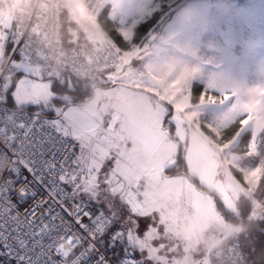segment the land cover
Here are the masks:
<instances>
[{"label": "rangeland", "instance_id": "374dc122", "mask_svg": "<svg viewBox=\"0 0 264 264\" xmlns=\"http://www.w3.org/2000/svg\"><path fill=\"white\" fill-rule=\"evenodd\" d=\"M110 1L113 5L110 11L112 19L114 17L118 21L125 15L129 19H125L128 25L126 27L134 26L144 18L151 17L160 11L163 5L171 8L155 30L147 35L142 45H132L128 51L126 50L128 54L122 70L104 73L95 81L81 82L76 78L72 80L69 76L42 80L37 68L17 60L22 70L19 66L16 67L15 80L5 102L6 106L12 110L29 109L34 114L43 115L48 123L58 117H72L78 123L94 122L103 129H106L108 119L116 111L122 115V122L113 140L122 143L128 140L127 134L121 131L122 124L127 118L134 119L141 134H151L150 129L155 125L150 119L151 115L155 112L170 113L161 104L165 101L174 110L185 115L191 127L199 130L202 127L209 129L212 136H206L214 146L232 155L231 171L232 168L236 169L242 177L241 180L234 174V177L226 175L230 180L227 181L230 184L227 188L232 202L236 204L241 199H249L253 204V211L248 217L249 223L262 219L264 217V23L263 25L256 23L257 18L264 20V0H227L224 8L216 4L215 0H204V6L209 9V24L202 31L190 36L191 48H182L179 51L184 58L183 64L176 71L167 74L155 69L167 57L176 40L173 17L179 0H148L143 6L140 2L144 0H107V6L110 5ZM65 2L68 11L65 13L63 30L68 35L77 36L78 42L89 43L91 46L88 37H93L97 47L105 46L109 36L101 30L99 19L96 23L78 0H65ZM132 15L137 17L132 18ZM11 25H13L12 16L5 8L3 0H0V59L3 54L7 52L10 54L14 46L13 40L18 35L12 32L16 29ZM1 27L10 28L11 33H7L6 30V33L1 32L3 30ZM124 34L130 35V33ZM66 48L78 50L79 47L66 46ZM246 48H249V53L245 52ZM187 65L197 66L199 71L189 72ZM125 73L132 79L131 83L135 84L136 80L139 82L136 83L139 87L147 90L157 100L143 94L130 95L124 88L113 86ZM196 82L204 86L198 103L192 101V89ZM117 94L124 96L127 102L120 103L116 98ZM169 119H173L172 115ZM235 122L241 123L239 133L231 141L223 142V131ZM247 130L252 132V141L243 155H237L233 149L237 147L241 136ZM175 131L173 130V134ZM171 136L174 135H170L169 139ZM169 139L157 145L151 156L152 163L171 156L172 153L177 154L179 144ZM154 140H149L145 144L151 146ZM140 144L139 141L134 142L133 148L129 149L124 143L122 145L124 155L138 159L135 152H138ZM109 147L112 156L116 157L118 153L115 148ZM187 148L184 143L182 155ZM75 151H79L78 146ZM149 152L142 151L144 157ZM110 163L111 160L106 161L99 174L106 168L110 169ZM106 189L105 185L97 189L99 197L111 207L117 218L129 217L125 228L132 230L133 242L136 245L134 251L138 253L142 263L172 264V258H175L177 253L173 252L168 239H163L155 229L147 230L144 222L133 219L124 212L120 213L117 207L119 195L110 190L101 195ZM83 199L88 201L86 196ZM119 202H121L120 198ZM228 226L229 236L234 242L229 246L231 242L229 241L224 249L214 254L215 263L241 264L244 259V244H241V236L247 237L245 233L248 227L231 224ZM115 250L123 254L120 246ZM184 253L180 254L184 256ZM3 262L16 264L8 260L6 249L0 247V264Z\"/></svg>", "mask_w": 264, "mask_h": 264}, {"label": "built area", "instance_id": "2783aa9c", "mask_svg": "<svg viewBox=\"0 0 264 264\" xmlns=\"http://www.w3.org/2000/svg\"><path fill=\"white\" fill-rule=\"evenodd\" d=\"M78 1L98 23L100 14L107 7V0ZM3 4L12 16L18 35L13 40L12 52L0 63V103H4L9 97L16 76L17 59L37 68L42 80L72 76L87 82L95 81L104 73L119 72L126 63L127 51L111 37H108V43L102 48L95 45L93 37H88L92 45L85 50L66 48L61 35L64 15L68 11L65 0H3ZM35 115L23 110L0 107V225H7L6 228L0 227V247L5 249L4 244L7 243L12 252L23 254L24 250L20 244V241H23L27 244L29 253L33 255L41 250L39 245H34V241L41 238L31 235L36 230V225L32 228L28 226L34 204L40 199L48 201L43 208L37 209V217L49 203L54 205L56 212L61 211L59 204L55 203L59 196H49L44 184L38 183L24 167V164L30 162L40 151L42 133L47 130L41 129L40 124L48 122ZM68 147L69 151H75L70 145ZM220 153L223 155L221 177H234L230 168L232 155L223 151ZM17 171L20 173L19 177L13 175V172ZM39 175V172L35 174L36 177ZM24 177H27L29 182L27 191L37 192L35 199L30 195L20 199L16 194L21 187H25ZM18 179L20 182L16 183ZM45 179L47 181L48 178ZM57 183L65 192H71V186L61 184L58 180ZM84 202L88 204V210L97 211L91 203ZM79 203V197L65 200L66 207ZM5 208H10L11 211L5 212ZM62 214L66 219H70L66 213ZM50 243L51 240L47 236L43 237L44 251L48 254L43 259L47 260L50 256L53 264H58L62 258L56 254L55 246L52 249L47 248ZM86 247V244L76 247L74 253L78 255ZM97 247L99 248V245ZM99 251L107 258L109 264H118V261L124 258V253L116 256L104 248H99ZM7 258L18 264L17 260L10 258L8 254ZM134 258L136 264H143L135 254ZM95 259L93 255L88 264H95Z\"/></svg>", "mask_w": 264, "mask_h": 264}, {"label": "crops", "instance_id": "0c3cea01", "mask_svg": "<svg viewBox=\"0 0 264 264\" xmlns=\"http://www.w3.org/2000/svg\"><path fill=\"white\" fill-rule=\"evenodd\" d=\"M145 2H148V0L141 1L140 4L143 6ZM109 8L110 11L113 9L111 1ZM132 16V18L137 17ZM108 18L113 21L116 31L126 41H131L137 26L150 17L144 18L143 21L131 27H126L128 26L126 20L129 19L125 15L118 21L114 17L112 19V15H109ZM263 23V19L257 18L256 24L263 25ZM4 28L1 27L3 29L1 32L11 33L10 28ZM155 28L149 33H152ZM101 30L108 36L102 28ZM12 32L16 33L13 30ZM124 33H130V35ZM61 35L64 44H66L65 46L79 47L78 50H85L90 46L89 43L76 41L77 36L68 35L63 28ZM147 35L137 46L142 45ZM245 52L249 53V48H246ZM3 55L0 63L10 54L7 52ZM15 65L22 70L17 62H15ZM131 82L132 79L125 73L118 78L113 86L124 88L130 95L143 94L150 99L157 100L147 90L136 84H139V82L136 80L135 84ZM168 115H172L173 119L168 120ZM142 118H147V116H142ZM186 119L185 115L174 110L173 113L170 112L165 115L161 123L155 124L150 129L151 133L157 134V138L151 146L141 143L140 147L138 146V152H135L138 159L134 158L130 164L133 175L131 191L136 194L134 202L130 206L126 202L124 193L117 190L116 194L119 195L117 207L120 213L124 212L127 216L144 222L147 230L155 229L159 231V235L163 239H168L169 245L173 247V252L177 253L176 257L172 258V264H216L214 254L218 250L224 249L231 241L228 225L233 224L227 222L225 217L220 214L215 200L218 201L222 210L229 212L236 210V204L232 202L227 188L230 185L228 183L230 180L227 179V176L221 177L220 174L223 161V155L220 153L222 150L216 148L201 130L191 127ZM121 122L122 115L115 111L108 119L106 128H114L116 132ZM166 122L168 124L163 128ZM173 130H176L175 134H173ZM170 135L174 136L169 139ZM166 139L179 144L177 154L172 153L171 156L160 158L152 163L151 156L157 145ZM124 143L127 148H133L134 143L128 142V140L120 143L114 139L110 146H113L117 153H120L123 152L122 145ZM184 143L188 148L182 155ZM142 151L150 152L144 157ZM108 171L109 169L106 168L99 174L98 189L105 185L104 179ZM122 183L125 185V192H127L128 181L124 180ZM108 190H110V186H107V189L101 195ZM119 198L121 202H119ZM133 212L136 213L135 216L131 215ZM214 242L215 246H213ZM113 251L115 255H121L119 251ZM180 253H184V256Z\"/></svg>", "mask_w": 264, "mask_h": 264}, {"label": "snow or ice", "instance_id": "6c2138e0", "mask_svg": "<svg viewBox=\"0 0 264 264\" xmlns=\"http://www.w3.org/2000/svg\"><path fill=\"white\" fill-rule=\"evenodd\" d=\"M165 115H167L166 112H155L150 119L154 124H159ZM40 127L47 129L42 133L40 151L30 162L25 163L24 167L38 183L44 184L49 196H59L55 203L59 204L61 211L56 212L54 205L49 203L48 207L37 217V209L43 208L48 201L45 199L36 201L31 212V219L28 220V226L32 228L34 224L36 225V230L31 235L41 238L39 241H34V245H39L41 250L34 255L30 254L27 244L20 241L24 251L23 254H19L12 252L5 243L4 247L9 257L16 259L18 264H26V262L27 264H53L50 256L47 260L43 259L45 255H48L43 245V237L47 236L51 240L47 248L52 249L55 246L56 254L62 258L58 264H88L93 255L96 258L95 264H109L99 248L113 251L118 246L124 253V258L119 260L118 264H136L134 258L136 245L133 242V233L131 228H125L129 217L117 218L111 207L101 201L97 191L99 171L106 161L111 160V167L105 175L104 184L110 186V191L114 194L117 190L124 193L126 202L130 206L134 202L136 194L131 191L133 175L130 167L133 157L125 156L123 152L118 153L116 157L112 156L109 146L116 135L115 129L111 127L103 129L94 122L78 123L72 117H58L48 124L41 123ZM121 131L127 134L128 142L133 143L137 141L147 143L157 138L156 133L141 134L131 117L123 122ZM69 145L72 149L78 146L79 151H69ZM37 172L40 173L38 177L35 176ZM13 175L19 177L20 173L19 171L13 172ZM23 180L25 187H21L16 194L20 199H25L28 195L35 199L37 192L29 193L27 177ZM57 180L61 184L71 186V192H65ZM124 180L128 181L127 192L122 183ZM15 182L20 181L18 179ZM78 196L81 198V203L65 206L67 198ZM85 196L92 207L97 209L96 212L88 210V204L83 199ZM10 211V208H5V212ZM62 213H66L70 219H66ZM131 215L135 216L136 213L133 212ZM12 219L15 220L16 217ZM0 227L6 228L7 225H0ZM83 244L87 247L78 255L75 254L74 249Z\"/></svg>", "mask_w": 264, "mask_h": 264}, {"label": "trees", "instance_id": "16d2710c", "mask_svg": "<svg viewBox=\"0 0 264 264\" xmlns=\"http://www.w3.org/2000/svg\"><path fill=\"white\" fill-rule=\"evenodd\" d=\"M158 1V0H157ZM170 6L163 5L162 9L158 12H156L154 15H152L149 19L142 22L140 25L137 26L135 29V33L133 36V39L131 41H126L124 37L116 31V26L114 25L113 21H111L108 17L110 15V8L109 5L102 11V13L99 16V23L101 28L108 34L109 37H111L122 49L129 50L132 45H138L141 43L142 39L151 32L159 22L162 20V18L165 16V14L170 10ZM72 80H75L74 77L70 76ZM78 80V78H76ZM15 80V79H14ZM81 82H86L81 79H79ZM14 83V82H13ZM204 86L196 82L193 85L192 89V101L194 103H198L200 101V97L202 95ZM154 97V96H153ZM171 113H173L174 109L165 101L161 102ZM6 107V103H0V107ZM23 111H27L29 113H32L29 109H19ZM34 114V113H32ZM170 115H168V120ZM43 118V115H41ZM168 123L166 122L164 125L166 126ZM241 129V123L235 122L231 126H229L227 129L223 131V142H229L231 141L240 131ZM201 130L204 134H206L208 137L212 136V133L209 129L206 127H202ZM252 132L250 130H247L244 132V134L241 136L240 142L237 145L235 149H233V152L237 155H243L249 145L252 141ZM232 174L237 176L242 180L241 175L236 171V169L232 168ZM217 207L219 209V212L222 216H224L226 219L230 220L233 225H244L247 226V231L245 234H247V237L241 236V244H244L243 248V256L244 259L241 262V264H264V217L262 219H259L255 222L249 223L248 217L253 211V204L249 199L246 200H240L236 203V210L234 212H229L222 210L218 203L216 201ZM234 241L231 240L229 243V246L233 244ZM117 251V250H116ZM110 253L114 254V251H109ZM135 252V251H134ZM115 255V254H114ZM116 256H119L116 254ZM135 256L139 258V255L137 252H135ZM3 264H9L8 262H3Z\"/></svg>", "mask_w": 264, "mask_h": 264}, {"label": "clouds", "instance_id": "9594fccd", "mask_svg": "<svg viewBox=\"0 0 264 264\" xmlns=\"http://www.w3.org/2000/svg\"><path fill=\"white\" fill-rule=\"evenodd\" d=\"M221 8L226 6L227 0H215ZM209 9L204 6V0H179L173 17V30L176 33V40L172 48L155 70L167 74L177 70L183 64L184 58L179 54L180 49H190V36L202 31L209 24ZM189 72L199 71V67L187 65ZM120 103H126L124 96L117 94Z\"/></svg>", "mask_w": 264, "mask_h": 264}, {"label": "bare ground", "instance_id": "6f19581e", "mask_svg": "<svg viewBox=\"0 0 264 264\" xmlns=\"http://www.w3.org/2000/svg\"><path fill=\"white\" fill-rule=\"evenodd\" d=\"M6 102V101H5ZM12 110V109H11ZM35 116H37V117H39V118H42L40 115H35ZM44 119V118H43ZM47 121V120H46ZM115 123V122H114ZM113 124V123H112ZM79 197V196H78ZM241 197V196H240ZM244 197V196H243ZM242 226H244V225H242Z\"/></svg>", "mask_w": 264, "mask_h": 264}, {"label": "water", "instance_id": "95a60500", "mask_svg": "<svg viewBox=\"0 0 264 264\" xmlns=\"http://www.w3.org/2000/svg\"><path fill=\"white\" fill-rule=\"evenodd\" d=\"M166 120V119H165ZM163 128H165V125L163 126ZM215 203H216V200H215Z\"/></svg>", "mask_w": 264, "mask_h": 264}]
</instances>
